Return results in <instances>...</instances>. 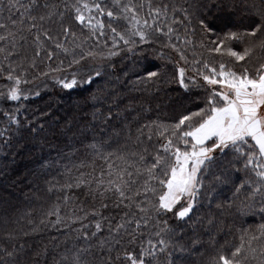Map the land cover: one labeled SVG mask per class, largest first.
I'll list each match as a JSON object with an SVG mask.
<instances>
[{
  "label": "trees",
  "instance_id": "trees-1",
  "mask_svg": "<svg viewBox=\"0 0 264 264\" xmlns=\"http://www.w3.org/2000/svg\"><path fill=\"white\" fill-rule=\"evenodd\" d=\"M66 2L70 4L71 0ZM234 2L238 4L239 0H224L227 7L212 9L219 29L212 36L196 28L195 15L187 32L184 24L172 25L181 37L192 41L182 45L187 64L171 48L163 46V37L151 44H138L132 51H127L129 46L121 42L120 49L123 50L115 49L119 55L105 59L110 50L109 42V47L94 49L95 59L88 58L82 65L73 66L81 69L78 79L96 70L101 76L91 84H81L71 90L62 89L53 77L69 75L73 69L52 72L58 65L67 69L71 55L59 53L49 61L42 53L35 58L36 66L31 67L35 50L32 36L25 31L23 35L28 39L21 41L17 35L14 51L19 55L5 59L4 54H0V91L7 92L13 84L6 79L11 65L15 69L14 75L22 74L29 81L20 85L29 99L15 102L0 99V132L7 129L5 137H0V248L16 252L20 264H58L63 256L88 246L89 242L80 238L81 224H91L98 219L91 215L94 210L104 216L115 213L100 207L101 199L89 194V185H68L83 180L92 182L91 187L95 188V178L107 167L105 157L109 154L113 160L144 148L148 149L149 155L154 154L164 143L163 139L154 136L149 142L145 138L148 130L141 135L140 129L152 121L174 123L181 115L204 104L208 92L203 88L185 91L178 83V68H185L187 78L196 75L193 66H201L194 65V61L218 65L220 61L229 60L226 55L210 54L207 49L212 46L210 40L216 36L250 27L254 19L252 12H245L244 5L233 7ZM40 3L56 6L53 11H63L65 0H40ZM152 3L154 6L166 3L176 8H187L193 3L195 8L190 11L207 12L208 8H201L202 5L211 8L220 0H152ZM246 3L251 9L254 5L258 7L260 0H246ZM46 11L41 7L39 14ZM176 16L182 17V14L177 12ZM16 27L19 29L20 25ZM45 27L53 34L60 32L58 22L48 21ZM73 30L79 37L77 43L87 40L84 49L92 47L94 41L87 39L86 31L81 32L77 27ZM0 34L5 33L0 30ZM46 46L52 48V42H47ZM66 46L75 48L70 42H66ZM244 46L233 45L239 51ZM162 55L164 59H161ZM60 61L64 63L61 65ZM259 63H264V52L257 50L244 66L251 70ZM150 71L160 72L162 76L149 80L147 74ZM9 117H15L19 123L13 124ZM217 159L227 164L231 156L228 159L218 156ZM115 163L122 164V161L115 160ZM236 169L229 165L225 173L227 182L218 181L215 176L204 181L212 191L207 194V199L201 196L196 214L178 230L169 251L158 254L156 264H210L217 251L239 244L241 236L247 240L253 234L259 235L257 230L264 224V211H261L264 197L254 195L248 187L235 193V188L249 179L242 165L237 163ZM214 171L219 174L222 168ZM103 178L107 179L106 176ZM106 202L111 204V200ZM53 210H58L62 218L58 226L51 223L56 217L48 215ZM165 218L170 226L178 223L171 214ZM209 220L213 221L212 225ZM92 230L89 228V232ZM107 235L105 224L101 238ZM97 242L93 238L91 244L94 246ZM252 245L260 248L264 240L252 241ZM127 250L138 253L139 247L132 246Z\"/></svg>",
  "mask_w": 264,
  "mask_h": 264
},
{
  "label": "snow or ice",
  "instance_id": "snow-or-ice-1",
  "mask_svg": "<svg viewBox=\"0 0 264 264\" xmlns=\"http://www.w3.org/2000/svg\"><path fill=\"white\" fill-rule=\"evenodd\" d=\"M240 5H244V11H251L254 16L250 27L216 36L210 40L212 46L207 49L210 54L226 55L229 60L220 61L218 65L194 61V65L201 66H193L196 75L187 78L185 68H178V83L185 91L203 88L208 92L204 104L181 115L174 123L152 121L144 125L140 132L144 135V130H148L145 138L149 142L154 136L164 141L154 154L149 155L148 149L144 148L115 157L122 164H116L111 159L112 154H109L105 157L107 167L95 178V188L91 187L92 182L83 180L68 185H89V194L101 199L100 207L111 209L115 214L104 216L94 210L91 215L98 219L91 224H81L83 231L80 238L88 241V246L76 249L70 256H63L58 264H115L116 261L120 264H156L158 254L169 251L178 230L196 214L201 196L207 199V194L212 191L204 181L215 176L218 181L227 182L225 173L229 165L236 169L239 163L249 174V179L239 184L235 193L248 187L254 195L264 197V63L253 66L251 70L244 66L257 50L264 52V0L251 9L246 0L232 4L233 7ZM221 6L228 5L220 0L211 8L207 4L202 5L201 8H208L207 12L200 9L192 12L190 9L195 8L193 3H189L187 8H176L166 3L154 6L152 0H140L139 3L135 0H71L70 4L65 0L63 11H53L52 8L56 6L48 3L41 5L40 0H0V30L5 33L0 34V45H3L0 46V54H4L5 59L19 55L14 51L17 47L16 37L19 35L21 41H26L28 37L23 33L27 31L35 46L31 67L36 66L35 58L42 53L49 61L59 53L71 55L67 69L60 65L52 69V72L73 69L69 75L53 77L62 89L71 90L81 84H91L101 76V72L96 70L78 79L81 69L73 66L82 65L88 58L95 59L97 53L94 49L109 47V42L110 50L105 59L119 55L115 49H120L121 42L129 46L127 51H132L138 44H151L163 37V46L171 48L187 64L182 45L191 44L192 41L181 37L172 25L184 24L187 32L195 15L196 28L212 36L219 31L212 9ZM41 7L47 10L44 14H39ZM177 12L182 17L176 16ZM48 21L58 22L60 32L53 34L50 28L45 27ZM17 24L20 25L19 29ZM74 27L88 33L87 39L94 41L92 47L84 49L87 40L77 43L79 37ZM47 42H52V48L46 46ZM66 42L75 44V48L66 46ZM8 44L11 47H7ZM234 44L245 46L239 51L233 47ZM161 59H164L163 55ZM63 63L60 61L61 65ZM14 73L15 69L9 65L6 79L13 84L7 92L0 91V99L13 102L29 99L20 87L29 81L22 74ZM43 75L48 76L49 73ZM147 75L151 80L161 77L162 73L150 71ZM9 119L13 124L19 123L15 117ZM6 132L7 129L0 132V137H5ZM218 156L225 159L231 156V159L223 164L218 161ZM217 168H222L219 174L214 171ZM105 176L107 179L103 178ZM108 200H111V204L106 202ZM168 214L176 219V226L168 224L165 218ZM48 215L56 217L51 222L53 226L61 224L58 210ZM76 219L79 220V217ZM208 223L212 225L213 221L209 220ZM105 224L108 235L101 238ZM89 228L93 230L89 232ZM257 231L259 235L253 234L247 240L241 236L239 244L217 251L210 264H264V245L260 248L252 245V241L264 240V224ZM93 238L98 241L94 246L91 244ZM132 246H138L139 252L127 250ZM0 264H20V256L0 248Z\"/></svg>",
  "mask_w": 264,
  "mask_h": 264
}]
</instances>
